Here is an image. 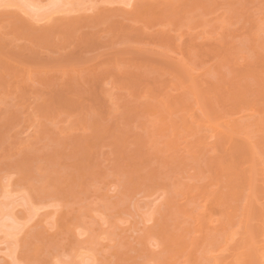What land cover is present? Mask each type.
<instances>
[{"label": "rangeland", "instance_id": "obj_1", "mask_svg": "<svg viewBox=\"0 0 264 264\" xmlns=\"http://www.w3.org/2000/svg\"><path fill=\"white\" fill-rule=\"evenodd\" d=\"M51 1L0 0V264H264V0Z\"/></svg>", "mask_w": 264, "mask_h": 264}, {"label": "bare ground", "instance_id": "obj_2", "mask_svg": "<svg viewBox=\"0 0 264 264\" xmlns=\"http://www.w3.org/2000/svg\"><path fill=\"white\" fill-rule=\"evenodd\" d=\"M65 0H52L51 1V4L52 6H57V5H62V3L64 2ZM31 3V2H30ZM65 3V2H64ZM32 6L34 5L33 3L31 4ZM34 7L36 8V5H34ZM37 9V8H36ZM38 9H41V7H38ZM8 215V214H7ZM10 215V214H9ZM8 215V216H9Z\"/></svg>", "mask_w": 264, "mask_h": 264}]
</instances>
